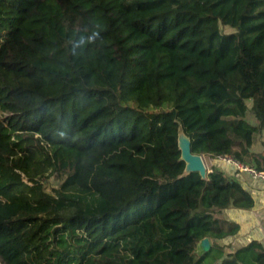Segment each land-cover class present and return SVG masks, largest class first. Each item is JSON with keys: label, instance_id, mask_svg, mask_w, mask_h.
<instances>
[{"label": "trees", "instance_id": "16d2710c", "mask_svg": "<svg viewBox=\"0 0 264 264\" xmlns=\"http://www.w3.org/2000/svg\"><path fill=\"white\" fill-rule=\"evenodd\" d=\"M247 100L264 128V0H0V264H264L177 143L263 171Z\"/></svg>", "mask_w": 264, "mask_h": 264}, {"label": "crops", "instance_id": "0c3cea01", "mask_svg": "<svg viewBox=\"0 0 264 264\" xmlns=\"http://www.w3.org/2000/svg\"><path fill=\"white\" fill-rule=\"evenodd\" d=\"M249 108H247L248 113L245 116V120L250 125L258 128L253 135L250 153L256 158H261L263 160L261 162L264 164V128L252 114L251 108ZM205 167L207 172L216 169L227 178L238 181L253 200V205L250 208L238 209L231 206L215 214L216 218L235 223L238 226V231L235 235L221 241L226 247L225 253L234 252L252 241L260 242L264 245V183L217 159L207 157ZM250 167L256 170V168Z\"/></svg>", "mask_w": 264, "mask_h": 264}, {"label": "water", "instance_id": "95a60500", "mask_svg": "<svg viewBox=\"0 0 264 264\" xmlns=\"http://www.w3.org/2000/svg\"><path fill=\"white\" fill-rule=\"evenodd\" d=\"M180 134L183 136L184 141L182 142V146L180 143ZM178 148L180 150V159L184 161L185 167L183 171V176L187 175L190 172H198L202 178L206 177L208 173L205 167V164L200 155H194L190 151V141L188 137L184 135L181 127L178 128ZM211 248L210 241L207 237L202 238L198 244L196 245V253L199 255L206 253Z\"/></svg>", "mask_w": 264, "mask_h": 264}, {"label": "built area", "instance_id": "2783aa9c", "mask_svg": "<svg viewBox=\"0 0 264 264\" xmlns=\"http://www.w3.org/2000/svg\"><path fill=\"white\" fill-rule=\"evenodd\" d=\"M216 159L228 165H231L238 171L249 174L254 179L261 180L264 183V172L263 171H257L249 166L242 165L228 156H220V157H217Z\"/></svg>", "mask_w": 264, "mask_h": 264}, {"label": "rangeland", "instance_id": "374dc122", "mask_svg": "<svg viewBox=\"0 0 264 264\" xmlns=\"http://www.w3.org/2000/svg\"><path fill=\"white\" fill-rule=\"evenodd\" d=\"M46 12L49 14V15H55L56 14V11H53L52 9H48V10H46ZM220 31L222 32V33H230V32H233L230 28H228V27H223V26H220ZM245 104H246V106H247V108L248 107H250L251 108V106H252V103L248 100V102H246L245 101ZM249 108V109H250ZM201 158H202V160H203V162H204V164H205V161H207V157H204V156H201ZM46 184H49V185H51V186H58V182L57 181H55L54 179H50V180H48L47 182H46Z\"/></svg>", "mask_w": 264, "mask_h": 264}, {"label": "bare ground", "instance_id": "6f19581e", "mask_svg": "<svg viewBox=\"0 0 264 264\" xmlns=\"http://www.w3.org/2000/svg\"><path fill=\"white\" fill-rule=\"evenodd\" d=\"M184 141V138H183V136L180 134V143H179V145L180 146H182V142Z\"/></svg>", "mask_w": 264, "mask_h": 264}]
</instances>
